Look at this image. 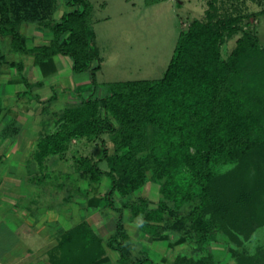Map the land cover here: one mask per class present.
Here are the masks:
<instances>
[{"label": "trees", "instance_id": "trees-1", "mask_svg": "<svg viewBox=\"0 0 264 264\" xmlns=\"http://www.w3.org/2000/svg\"><path fill=\"white\" fill-rule=\"evenodd\" d=\"M10 1L0 0V31L12 35L11 43L17 51L29 52L26 38L12 19ZM54 2L25 0L17 10L21 21L38 20L54 32L49 44L32 48L35 62L63 52L72 57L75 71L90 70L95 82L102 57L90 24L91 4L68 0L74 8L59 20L48 21ZM235 22L234 18L214 19L210 11L206 20L193 19L187 29L180 30L163 76L115 81L106 95H91L80 104L62 109L59 128L39 141L37 159L42 162L48 155L64 152L73 137L92 140L113 130L114 151L101 137L100 158H80V167L90 182H101L104 176L110 179L103 197L120 214L106 241L86 219L64 229L49 249L50 264H101L107 261L108 247L119 254L122 263L156 264L147 253L132 257L134 242L126 228L123 208L115 206L113 200L115 191L128 194L139 189L149 172L152 179L163 180L164 198L157 207H151L144 197L125 204L134 217L141 216L139 227L158 237L165 236L161 229L182 230L179 241L191 236L203 251L199 257L178 254L171 264H215L214 253L208 249L215 234L236 235L245 209L262 196L258 186L248 196L251 179L247 168L254 154L264 152V101L251 105L244 96L247 88L239 87L237 79L245 72L249 74L243 62L253 55L264 57V48L256 32L245 31L230 59L225 60L219 40L224 24ZM19 65L22 70L23 62ZM254 74L264 79V67ZM257 89L264 99V91ZM101 159L107 161L108 169L100 166ZM228 164L233 168L221 172ZM180 175L181 181L177 179ZM194 195L198 197L196 204L169 225L168 219L178 215ZM261 212L255 209L254 214L262 217ZM248 219L253 216L247 215ZM250 222L255 227L251 234L264 225V219L258 225L257 219ZM236 257L237 264H264V243L254 253L240 251Z\"/></svg>", "mask_w": 264, "mask_h": 264}, {"label": "rangeland", "instance_id": "rangeland-1", "mask_svg": "<svg viewBox=\"0 0 264 264\" xmlns=\"http://www.w3.org/2000/svg\"><path fill=\"white\" fill-rule=\"evenodd\" d=\"M67 1L57 0L59 8L54 17V19L57 17L55 21L61 18V13L74 8ZM87 1L91 4L90 24L96 32L95 42L102 57V65L95 72V82L90 70L84 72V75L92 80L90 85L85 84L80 88L82 93L85 92V98L91 95L95 97L106 95L110 90V85L115 81L154 79L163 76L172 57L180 30L187 29L193 19L206 20L209 11L214 13V19L222 18L225 21L230 18L236 19L233 24H224L226 28L219 40L220 51L225 60L230 59L245 31L256 32L264 48V12H262L264 0ZM21 27V30L26 33V24L20 25ZM3 50L9 59L24 58L22 54L9 51L8 47L4 46ZM243 63L246 64L245 67L249 70V74L245 72L237 79V82L239 87L247 88L248 91L244 93L245 98L251 105L260 99L264 101L260 97L261 92L257 89L264 91V84L262 85L264 79L254 74L258 68L264 67V57L253 55ZM70 80L71 77L66 82ZM85 86H88L87 91L84 89ZM30 93L31 91L26 94L28 98L31 96ZM36 112L46 114V127L53 130L61 125L62 109L59 106L40 105ZM114 121L118 123L116 119ZM114 133L113 130H108L101 136L104 137L111 152L116 147L113 142ZM101 137L94 136L92 140L88 139L89 143L74 142L73 144L77 146H70V149L61 157L63 161L61 164L52 162L54 168L45 174L48 177L44 185L40 184L39 188L35 187V189H29L30 186H28L26 189L32 196L36 194V190L41 194L36 198V203H41L40 209L51 208V214L49 213L50 215L48 214L46 218V222L51 225V246L58 241L64 229H69L84 219L90 222L96 233L102 235L105 241L117 226L120 213L103 197L108 190L110 179L104 176L101 182H90L85 175L86 171L80 167L82 163L80 158L86 156L93 157L94 160L100 158L102 154ZM32 160L34 164L30 163V168L36 170L35 161L37 159L33 157ZM99 161L103 169H108L105 159ZM231 165L223 166L221 172L232 169ZM247 172L249 180L251 179L248 182V196H252L253 188L258 186L262 189L261 199L254 204V209L253 207L245 209L243 214L245 223L241 221L237 223L236 229L240 226L241 228L236 230L238 231L236 235L228 236L221 232L215 234L208 245L209 251L214 253L215 264H237L238 257L236 256L240 251L254 253L256 248L264 243V225L251 234L255 227L250 222L257 219L258 225L264 219V152L256 153L251 157ZM185 174L186 172L183 171V175ZM177 179L181 181L183 176L180 175ZM185 179L184 182L187 181V177ZM162 186L163 180L152 179L149 172L148 180L139 189L128 194H121L118 191L113 194L115 206L123 208L122 215L126 228L134 242L131 250L132 257H142L144 253H147L156 264H171L178 254L199 257L203 251L197 248L194 238L187 236L180 242V237L184 235V232L176 229H161L164 237L153 236L139 227L141 216L134 217L130 207L125 205L130 201L138 202L140 197H144L151 207H157L164 198ZM197 198V195L192 196L183 205L178 215L170 217L169 225L175 222L180 215L187 213L196 204ZM255 209L258 212L262 211V217L254 214ZM247 215L253 216V219L247 220ZM41 241L42 236L39 242ZM34 258L35 264L42 262L39 254H36ZM45 259L43 260L46 261ZM101 264L133 263H122L119 254L108 247L107 261Z\"/></svg>", "mask_w": 264, "mask_h": 264}, {"label": "crops", "instance_id": "crops-1", "mask_svg": "<svg viewBox=\"0 0 264 264\" xmlns=\"http://www.w3.org/2000/svg\"><path fill=\"white\" fill-rule=\"evenodd\" d=\"M11 1L12 19L17 22L18 30L26 38L27 47L31 50L26 53L17 51L11 43L12 35L0 31V264H35L36 254L42 257L40 264H50L52 232L46 218L51 208L40 209L41 203H36V198L41 194L36 190L32 196L26 189L28 186L29 189H35L40 184L44 185L48 177L45 174L54 168L52 162L61 164V157L70 146H77L74 142L89 143V140L86 137H73L67 150L39 161L36 157L39 141L57 128L52 130L46 127V114L36 111L45 104L57 105L61 109L80 104L85 98V92L82 93L80 88L85 84L90 85L92 80L84 75L89 70L75 71L72 57L63 52L35 62L32 48L49 44L54 32L38 20L21 21V14L19 16L17 10L22 8L25 0ZM58 6L55 0V12L49 21L57 19L54 17ZM23 24H26V33L20 28ZM4 46L9 51L22 54L24 58L9 59L3 50ZM19 62H23L22 70ZM69 77L71 80L66 82ZM87 87L84 88L86 91ZM30 91L31 96L28 98L26 94ZM32 156L37 159L36 170L29 165L34 164Z\"/></svg>", "mask_w": 264, "mask_h": 264}]
</instances>
